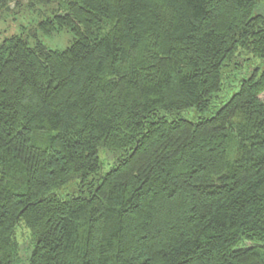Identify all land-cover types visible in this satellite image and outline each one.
<instances>
[{
	"label": "trees",
	"instance_id": "16d2710c",
	"mask_svg": "<svg viewBox=\"0 0 264 264\" xmlns=\"http://www.w3.org/2000/svg\"><path fill=\"white\" fill-rule=\"evenodd\" d=\"M40 1L0 42V264H264V0Z\"/></svg>",
	"mask_w": 264,
	"mask_h": 264
},
{
	"label": "rangeland",
	"instance_id": "374dc122",
	"mask_svg": "<svg viewBox=\"0 0 264 264\" xmlns=\"http://www.w3.org/2000/svg\"><path fill=\"white\" fill-rule=\"evenodd\" d=\"M28 0H23L22 6L13 8L11 4L10 9L6 11H0V42L7 39L11 35L21 34L24 37H30V30L36 27V24L44 15L43 3L35 2V4L27 7ZM48 12V11H47ZM37 36L40 42L44 43L50 49H64L69 45V40L72 38V33L69 30H63L53 33L52 35H46L38 30ZM30 38L29 41L31 42ZM262 101H264V92L260 95Z\"/></svg>",
	"mask_w": 264,
	"mask_h": 264
}]
</instances>
